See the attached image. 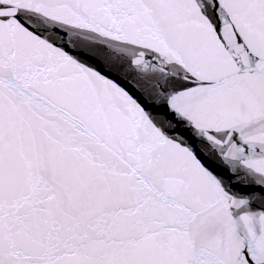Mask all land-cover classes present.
<instances>
[{
	"label": "snow or ice",
	"instance_id": "snow-or-ice-1",
	"mask_svg": "<svg viewBox=\"0 0 264 264\" xmlns=\"http://www.w3.org/2000/svg\"><path fill=\"white\" fill-rule=\"evenodd\" d=\"M0 264H264V0H0Z\"/></svg>",
	"mask_w": 264,
	"mask_h": 264
}]
</instances>
